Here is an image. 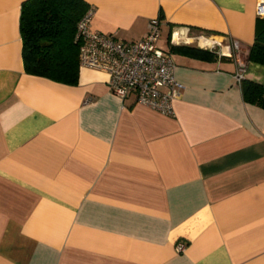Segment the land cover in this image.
<instances>
[{
    "label": "crops",
    "instance_id": "crops-1",
    "mask_svg": "<svg viewBox=\"0 0 264 264\" xmlns=\"http://www.w3.org/2000/svg\"><path fill=\"white\" fill-rule=\"evenodd\" d=\"M23 1L0 0V264H264V109L231 56L254 41L257 0H84L92 29L125 43L159 19L184 86L173 116L102 71L25 72ZM245 78L264 85V66Z\"/></svg>",
    "mask_w": 264,
    "mask_h": 264
},
{
    "label": "built area",
    "instance_id": "built-area-1",
    "mask_svg": "<svg viewBox=\"0 0 264 264\" xmlns=\"http://www.w3.org/2000/svg\"><path fill=\"white\" fill-rule=\"evenodd\" d=\"M255 13L264 18V0H257ZM93 9L88 7L76 25L75 41H80L79 67L105 72L109 89L121 99L133 94L138 104L163 115L173 116V101L183 89L174 75L175 63L169 52L158 45L159 19L151 18L147 32L139 40L125 43L114 36L95 31L91 27ZM231 56L235 62L234 79L245 78L247 60L237 41H232ZM177 252L185 249L177 242Z\"/></svg>",
    "mask_w": 264,
    "mask_h": 264
},
{
    "label": "trees",
    "instance_id": "trees-1",
    "mask_svg": "<svg viewBox=\"0 0 264 264\" xmlns=\"http://www.w3.org/2000/svg\"><path fill=\"white\" fill-rule=\"evenodd\" d=\"M84 0H24L20 6L19 31L24 71L65 84H76L80 41L76 25L88 9ZM177 49L189 56L208 60L212 51L189 46ZM247 62L264 66V18H257L254 41ZM245 102L264 109V85L244 78L240 82Z\"/></svg>",
    "mask_w": 264,
    "mask_h": 264
}]
</instances>
